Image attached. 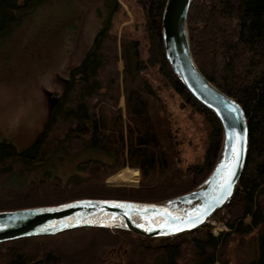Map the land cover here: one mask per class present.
Listing matches in <instances>:
<instances>
[{
	"label": "trees",
	"instance_id": "trees-1",
	"mask_svg": "<svg viewBox=\"0 0 264 264\" xmlns=\"http://www.w3.org/2000/svg\"><path fill=\"white\" fill-rule=\"evenodd\" d=\"M41 1L0 0V42ZM138 1L145 14L146 60L140 57L136 39H118L111 31V17L119 6L113 0L106 23L68 71L69 80L37 138L20 150L0 140V185L39 168L61 149L97 147L116 154L115 161L105 165L96 159L81 161L77 167L87 173L85 178L71 175L62 185L57 178L40 179L27 190L9 192L0 197V211L83 198L159 202L187 193L209 175L220 151L222 126L179 81L165 58L160 22L166 0ZM188 11L187 34L197 67L234 97L247 116L243 173L233 196L213 215L226 229L214 234L206 224L189 233L148 238L121 228H73L0 242V264H236L229 261L227 245L254 231L257 255L237 264H264V0H193ZM148 66L157 67L164 82L205 115L208 145L198 164L182 165L166 107L146 78ZM121 93L126 124L121 110L113 108ZM125 145L128 164L140 170L141 185L105 186L106 176L122 163L117 146ZM122 179L117 173L107 182L134 185L139 177L135 174L127 183Z\"/></svg>",
	"mask_w": 264,
	"mask_h": 264
},
{
	"label": "rangeland",
	"instance_id": "rangeland-1",
	"mask_svg": "<svg viewBox=\"0 0 264 264\" xmlns=\"http://www.w3.org/2000/svg\"><path fill=\"white\" fill-rule=\"evenodd\" d=\"M116 2L119 6L111 17V31L118 39H136L140 57L145 61L148 47L143 7L138 0ZM113 5V0H43L0 42V140H6L20 150L37 138L49 119L55 94H60L66 79L69 80L68 71L83 57L94 35L106 23ZM144 71L166 107L182 165L198 164L208 145L209 126L205 115L185 103L164 82L157 67L148 66ZM120 95L113 108L121 110L126 124L124 95ZM117 154L122 163L106 176L104 185L139 187L142 176L137 167L128 164L127 145L124 148L117 146ZM115 156L113 152L97 147L79 152L72 148L58 150L39 168L24 172L20 177L13 176L1 184L0 197L27 190L40 179L54 181L57 178L62 185L71 175L85 178L87 173L77 167L79 162L96 159L105 165L113 163ZM117 173L126 183L135 174L139 180L134 185L107 182ZM217 221L223 223L221 219ZM256 233L230 241L227 254L231 263L246 262L257 255Z\"/></svg>",
	"mask_w": 264,
	"mask_h": 264
},
{
	"label": "water",
	"instance_id": "water-1",
	"mask_svg": "<svg viewBox=\"0 0 264 264\" xmlns=\"http://www.w3.org/2000/svg\"><path fill=\"white\" fill-rule=\"evenodd\" d=\"M192 1L166 0L161 35L171 70L222 126L220 151L209 175L187 193L159 202L83 198L0 211V242L96 226L121 228L148 238L176 236L210 223L209 219L233 196L247 161V116L234 97L205 78L192 57L186 22ZM59 95L56 93L54 104Z\"/></svg>",
	"mask_w": 264,
	"mask_h": 264
},
{
	"label": "built area",
	"instance_id": "built-area-1",
	"mask_svg": "<svg viewBox=\"0 0 264 264\" xmlns=\"http://www.w3.org/2000/svg\"><path fill=\"white\" fill-rule=\"evenodd\" d=\"M210 224L212 226V233L218 234L220 231L226 229L225 223H221L220 221H217L216 219H211Z\"/></svg>",
	"mask_w": 264,
	"mask_h": 264
},
{
	"label": "snow or ice",
	"instance_id": "snow-or-ice-1",
	"mask_svg": "<svg viewBox=\"0 0 264 264\" xmlns=\"http://www.w3.org/2000/svg\"><path fill=\"white\" fill-rule=\"evenodd\" d=\"M236 159H237V161H238V159H239V155H238V152H237V154H236ZM228 182H230V180H231V170L229 171V176H228Z\"/></svg>",
	"mask_w": 264,
	"mask_h": 264
},
{
	"label": "flooded vegetation",
	"instance_id": "flooded-vegetation-1",
	"mask_svg": "<svg viewBox=\"0 0 264 264\" xmlns=\"http://www.w3.org/2000/svg\"><path fill=\"white\" fill-rule=\"evenodd\" d=\"M56 95V94H55ZM54 98H55V96H54ZM55 101V100H54ZM54 101L52 102V105L54 104Z\"/></svg>",
	"mask_w": 264,
	"mask_h": 264
}]
</instances>
